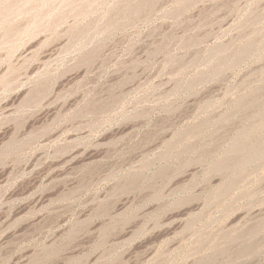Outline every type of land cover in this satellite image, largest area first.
I'll list each match as a JSON object with an SVG mask.
<instances>
[{
  "label": "rangeland",
  "instance_id": "rangeland-1",
  "mask_svg": "<svg viewBox=\"0 0 264 264\" xmlns=\"http://www.w3.org/2000/svg\"><path fill=\"white\" fill-rule=\"evenodd\" d=\"M0 264H264V0H0Z\"/></svg>",
  "mask_w": 264,
  "mask_h": 264
}]
</instances>
